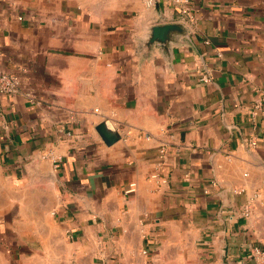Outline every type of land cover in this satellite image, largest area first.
Wrapping results in <instances>:
<instances>
[{
  "label": "crops",
  "instance_id": "obj_1",
  "mask_svg": "<svg viewBox=\"0 0 264 264\" xmlns=\"http://www.w3.org/2000/svg\"><path fill=\"white\" fill-rule=\"evenodd\" d=\"M0 69V264H257L264 0H0Z\"/></svg>",
  "mask_w": 264,
  "mask_h": 264
},
{
  "label": "built area",
  "instance_id": "obj_2",
  "mask_svg": "<svg viewBox=\"0 0 264 264\" xmlns=\"http://www.w3.org/2000/svg\"><path fill=\"white\" fill-rule=\"evenodd\" d=\"M159 1H167V0H159ZM153 2H154V0H147V4L148 5H152ZM202 80L203 81H209V77L208 76H203ZM19 83H20V80H19V76L17 74L6 72V71L0 69V94H16V93H18V91H19ZM263 103H264V98L255 101V103L253 105V114H256V112L262 108ZM145 137L148 138L149 135L146 134ZM250 144L253 145V142H251ZM159 156L161 158L164 156L163 147H161L159 149ZM43 158H46V159L50 160L51 164H52V167L54 169H57L61 165V162L63 160L62 157L54 155L51 152L45 153L43 155ZM159 165H161V161H160ZM151 178L159 179L158 172L152 173L151 174ZM134 188H135L134 183H130L128 185L127 189H125L124 192L125 193H131L134 190ZM240 192L241 191H238V193H240ZM257 196H258L257 193H253L246 200V202L242 205V207L240 209L241 215L247 217V216H249L251 214L252 203L257 198ZM143 253H146V249L143 250ZM250 254L255 259L257 264H264V248L262 246L253 245L250 248Z\"/></svg>",
  "mask_w": 264,
  "mask_h": 264
},
{
  "label": "water",
  "instance_id": "obj_3",
  "mask_svg": "<svg viewBox=\"0 0 264 264\" xmlns=\"http://www.w3.org/2000/svg\"><path fill=\"white\" fill-rule=\"evenodd\" d=\"M177 37H188L187 31L181 23L152 25L144 41V47L145 49H149L154 43H157L161 48L167 50L168 43ZM96 130L102 140L108 145L119 138L118 133L108 128L103 122L96 126Z\"/></svg>",
  "mask_w": 264,
  "mask_h": 264
}]
</instances>
